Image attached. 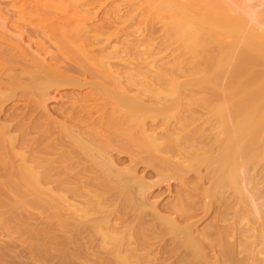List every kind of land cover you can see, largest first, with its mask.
<instances>
[{
	"label": "bare ground",
	"instance_id": "6f19581e",
	"mask_svg": "<svg viewBox=\"0 0 264 264\" xmlns=\"http://www.w3.org/2000/svg\"><path fill=\"white\" fill-rule=\"evenodd\" d=\"M248 1L0 9V195L41 210L61 264H264V1Z\"/></svg>",
	"mask_w": 264,
	"mask_h": 264
},
{
	"label": "rangeland",
	"instance_id": "374dc122",
	"mask_svg": "<svg viewBox=\"0 0 264 264\" xmlns=\"http://www.w3.org/2000/svg\"><path fill=\"white\" fill-rule=\"evenodd\" d=\"M6 1L4 0L3 4L0 3V9H4V11L2 10L3 12L7 8ZM122 1L119 4H122ZM252 1L249 0L248 3ZM117 4L115 3L114 5ZM3 12L0 18L4 17L5 13L3 14ZM135 35L133 36L135 37ZM160 54L163 53L161 52ZM154 55V52L152 55L149 51L147 61L149 59L150 62L152 60L155 61L157 56L158 58L162 56ZM165 59L157 62L160 64V62L168 60ZM13 205L12 200H6L0 195V264H61L59 257L63 251L62 246L59 244L58 246L56 243L52 244V242L49 243L46 240V238L49 240V233L39 234V230L45 226L43 221H46L44 218H39L41 215L44 216L41 210L39 208H20ZM41 222L43 223L40 224Z\"/></svg>",
	"mask_w": 264,
	"mask_h": 264
}]
</instances>
